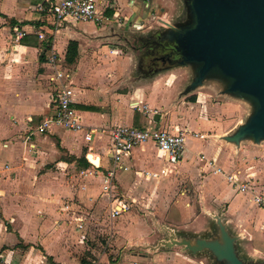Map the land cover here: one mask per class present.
<instances>
[{
	"label": "crops",
	"instance_id": "1",
	"mask_svg": "<svg viewBox=\"0 0 264 264\" xmlns=\"http://www.w3.org/2000/svg\"><path fill=\"white\" fill-rule=\"evenodd\" d=\"M49 1L0 0V264H80L82 260V264H205L203 257L180 245H164L161 240L180 228L187 238L201 235L200 225L213 220L221 204L230 234L248 236L241 242L246 259L264 264V218L255 217L250 204H256L262 216L264 208L251 193L237 191L227 183L217 170L247 176L230 166L224 141L217 138L229 133L242 118L247 110L243 101L222 94L221 85L213 81L183 94L192 74L188 67L143 77L145 69H136L132 47L126 45L123 30L135 27L145 32L155 24L150 22L152 15L165 19L167 13L170 19L179 0H157L161 6L156 0H107L108 19L102 23L64 22L54 32L52 49L73 82V105L82 122L96 129L89 141L82 131L56 125L48 131L36 129L50 113L54 87L47 46L35 33L41 25L51 27L42 22L39 10ZM118 15L123 19L114 22ZM20 30L24 34L17 37ZM70 40L76 41L77 53L68 63L65 54ZM15 41L19 43L17 59L10 60L9 54L4 60L3 50ZM155 113L159 114L157 121L153 120ZM111 124L159 126L189 133L183 156L169 175L145 174L147 170L159 171L162 167H149L165 158L152 142L132 148L122 167L116 169L113 195H123L129 206L137 200L154 205L153 210L142 213L143 223L133 235L128 232L136 218L128 214L120 231L126 239L107 238L108 243L124 241L117 248V262L115 256L86 245L81 231L84 220L94 215L76 211L81 205L92 207L109 201L100 184L101 172L112 165L111 139L106 132ZM89 153L98 156V164L86 157ZM83 155L89 163L81 162ZM90 169L95 174L87 173ZM143 169L150 179H143ZM182 178L197 187L194 201L187 189L174 198V182ZM82 250L86 253L79 258Z\"/></svg>",
	"mask_w": 264,
	"mask_h": 264
},
{
	"label": "water",
	"instance_id": "2",
	"mask_svg": "<svg viewBox=\"0 0 264 264\" xmlns=\"http://www.w3.org/2000/svg\"><path fill=\"white\" fill-rule=\"evenodd\" d=\"M173 9L170 19L164 13L165 19H159L155 31L139 37L135 47L138 56L143 52V58L138 57L135 67L145 69L143 77L173 67H188L192 74L183 94L192 93L205 81L216 82L222 94L243 101L251 109L229 133L217 138L228 144L263 140L264 0H179ZM177 11L178 15L185 13V19L175 21ZM151 25L145 32L156 26ZM158 118L155 113L153 120ZM86 157L91 161L89 154ZM212 221L217 227L214 236L201 233L187 238L179 229L161 243L180 245L194 255L209 253L223 264H260L247 260L245 253L240 255L236 244L240 236L231 235L222 218L215 214Z\"/></svg>",
	"mask_w": 264,
	"mask_h": 264
},
{
	"label": "built area",
	"instance_id": "3",
	"mask_svg": "<svg viewBox=\"0 0 264 264\" xmlns=\"http://www.w3.org/2000/svg\"><path fill=\"white\" fill-rule=\"evenodd\" d=\"M109 6L107 0H51L45 5L39 6L42 22L51 24L50 29L37 28L35 33L38 40L44 43L47 51V61L53 68V74L50 80L54 83L51 96V110L43 120L36 126L39 131H48L51 125L59 126L69 131H82L85 140L92 139L96 131L94 127L82 122L80 115L73 105V82L69 72L62 69L58 64L57 53L52 49L54 41V32L62 23L66 22H93L100 24L108 15L106 9ZM24 30L17 31V37L22 36ZM18 41L11 45L10 60L17 59L15 53L18 51ZM106 132L111 139L110 158L111 167L101 172V189L109 195V217L111 219L118 217L121 213L129 209V204L112 194L113 179L118 167H122V160L129 154L135 146L152 142L154 146L164 154L166 160L170 163H177L183 156L186 130L177 129L169 131L159 126H143L111 124L106 127ZM125 168V167H123ZM162 167L159 171H145L147 176H157L165 173ZM226 182L237 191L248 192L252 194L254 201L264 208V192L256 191L253 181L248 176L240 177L237 173H232L223 168H217ZM89 174H95V171H87ZM80 222L76 227L80 228Z\"/></svg>",
	"mask_w": 264,
	"mask_h": 264
},
{
	"label": "rangeland",
	"instance_id": "4",
	"mask_svg": "<svg viewBox=\"0 0 264 264\" xmlns=\"http://www.w3.org/2000/svg\"><path fill=\"white\" fill-rule=\"evenodd\" d=\"M154 3H157L159 6H161V1H155ZM156 11V8L154 9ZM180 9H178L179 11ZM153 11V12H155ZM177 11V15H178ZM180 13V11H179ZM152 14V13H151ZM154 14V13H153ZM121 19H123L120 15L117 17V21L119 22ZM175 21H181V19H185V13L180 14L178 16H174ZM152 20V21H151ZM132 21V20H131ZM150 22H154L156 26H153L154 28H151L148 30V32H145L144 34H141L138 29H135V27L127 28V30L124 31L126 33V37L128 38V41L126 42L128 46L135 47L138 45V39L140 36H147L151 34L153 31H155V27H159L160 21L155 16L152 15L150 17ZM148 22L149 24H151ZM126 38V39H127ZM11 43L7 45V47L3 50L4 60L5 57L9 58V54H11ZM136 48V47H135ZM130 50V49H127ZM135 57V63L138 65L137 60H139V56L137 53L139 51L136 50L132 51ZM4 62V61H2ZM137 68V66H136ZM251 109L250 107L247 108V111L245 112V115H248L250 113ZM245 120V119H244ZM177 130V129H176ZM186 135H189L187 133ZM200 142L204 139L199 138ZM224 151L226 153V158L230 163L231 167H234L235 169H241L242 173L250 177V179L253 181V185L258 186L257 191L264 192V139L260 142H253L252 140H243L240 144H234L233 142L228 144L227 142H224ZM175 164L170 163L166 160V158L160 159L157 164L154 166H150V169H158L160 167H165L166 172L165 175H169L173 169ZM146 169L142 170L141 176H143L144 180H148L150 178H147L144 176V171ZM199 176V175H198ZM199 178L197 177V180ZM173 189L175 191L174 198L177 199L178 197L182 196L180 191L183 189L188 190V197L190 200L194 201L195 197V191L197 190V187L195 188L188 178H182L176 182H174ZM260 189V190H259ZM119 191V190H118ZM121 191H119L120 193ZM121 199L124 201L126 200L123 195H118ZM76 200V199H75ZM77 201V200H76ZM146 202H140L137 200L135 204L130 206L129 211L120 217L116 219H111L109 217V207L110 203L109 201H104L102 204L92 205V207L88 206H78L77 212H80L82 214L84 213H91L94 215V218H90L89 220H84L85 223V229L81 231V238L86 242V245L95 248L96 251L102 252L105 251L107 254H110L111 256H115L114 262H117L119 259V254H117L118 250L117 248L119 245H121L123 242L120 239L118 244L110 241L109 243L106 241L109 236H112V240H114L116 237H123V239H126V236L120 233L122 229V219L128 214H132L135 216V226L132 231L128 232V234L131 236L135 233L136 229H139V227L142 225V213H144L145 210H153L154 205L151 203H147L149 205H144ZM225 206L223 204L220 205L218 211H216L215 214L219 216L220 218H223L222 213L224 212ZM250 208L254 210V215L257 218L263 219L264 216H262L259 213V207L256 204H250ZM87 211V212H86ZM90 215V214H88ZM224 220V219H223ZM199 229H202V234L206 236H214L217 233V227L215 224V221L212 220H204L202 224L200 225ZM182 228L178 232H181ZM80 235V233H79ZM127 235V236H129ZM248 236L246 237H239L238 240H236L237 248L240 253V255L244 256V250L242 241L246 240ZM248 240V239H247ZM86 252L82 250V252L79 253V258ZM201 257L205 258L206 263L205 264H223L224 262L217 261L214 259V257L209 253H200L198 254ZM97 260V259H96ZM94 264H99L97 261L92 262Z\"/></svg>",
	"mask_w": 264,
	"mask_h": 264
},
{
	"label": "trees",
	"instance_id": "5",
	"mask_svg": "<svg viewBox=\"0 0 264 264\" xmlns=\"http://www.w3.org/2000/svg\"><path fill=\"white\" fill-rule=\"evenodd\" d=\"M77 53V43L75 40H70L67 46L66 54H65V60L70 63L74 60L75 56ZM194 97H191L190 99L192 100ZM82 161L85 163H89L85 155H83L80 158ZM85 263V260H82L80 264Z\"/></svg>",
	"mask_w": 264,
	"mask_h": 264
},
{
	"label": "bare ground",
	"instance_id": "6",
	"mask_svg": "<svg viewBox=\"0 0 264 264\" xmlns=\"http://www.w3.org/2000/svg\"><path fill=\"white\" fill-rule=\"evenodd\" d=\"M90 159L93 163L98 164L99 163V158L97 155H93L92 153H89Z\"/></svg>",
	"mask_w": 264,
	"mask_h": 264
}]
</instances>
